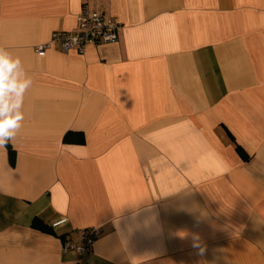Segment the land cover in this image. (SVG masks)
I'll use <instances>...</instances> for the list:
<instances>
[{
  "label": "crops",
  "instance_id": "0c3cea01",
  "mask_svg": "<svg viewBox=\"0 0 264 264\" xmlns=\"http://www.w3.org/2000/svg\"><path fill=\"white\" fill-rule=\"evenodd\" d=\"M83 7L118 41L37 53ZM0 46L32 80L0 146V264H264V0H0Z\"/></svg>",
  "mask_w": 264,
  "mask_h": 264
},
{
  "label": "built area",
  "instance_id": "2783aa9c",
  "mask_svg": "<svg viewBox=\"0 0 264 264\" xmlns=\"http://www.w3.org/2000/svg\"><path fill=\"white\" fill-rule=\"evenodd\" d=\"M120 22L117 18L108 16L96 10L83 7L78 15L77 29L72 31H54L48 43L36 47L39 54H43L53 42H58L62 51L76 48L83 52L88 43H110L118 41V29ZM66 221L65 218L51 223L54 229ZM100 234L99 227H90L79 231V237L73 241L67 239L64 243L65 249H72L76 253L86 255L89 253L95 240Z\"/></svg>",
  "mask_w": 264,
  "mask_h": 264
},
{
  "label": "clouds",
  "instance_id": "9594fccd",
  "mask_svg": "<svg viewBox=\"0 0 264 264\" xmlns=\"http://www.w3.org/2000/svg\"><path fill=\"white\" fill-rule=\"evenodd\" d=\"M20 63L19 57L12 59L6 49L0 46V116L3 117L0 119V146L14 139L24 119L20 111L22 95L31 86L32 80L28 77L21 82L13 74Z\"/></svg>",
  "mask_w": 264,
  "mask_h": 264
},
{
  "label": "trees",
  "instance_id": "16d2710c",
  "mask_svg": "<svg viewBox=\"0 0 264 264\" xmlns=\"http://www.w3.org/2000/svg\"><path fill=\"white\" fill-rule=\"evenodd\" d=\"M64 140L66 142L67 141L82 142L84 139H83V136H82L81 133H78V132H68V133L65 134ZM7 147H8V150H9L10 160H13V152L11 151V148H10V146H9L8 143H7ZM32 226L34 228L40 229L42 231L53 232V229L50 226H48L45 223H43L39 218H34L33 219Z\"/></svg>",
  "mask_w": 264,
  "mask_h": 264
}]
</instances>
